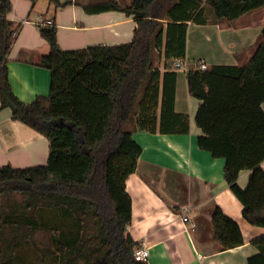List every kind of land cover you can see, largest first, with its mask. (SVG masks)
<instances>
[{"label":"trees","instance_id":"16d2710c","mask_svg":"<svg viewBox=\"0 0 264 264\" xmlns=\"http://www.w3.org/2000/svg\"><path fill=\"white\" fill-rule=\"evenodd\" d=\"M55 7L59 0H49ZM264 7V0H132L122 7L112 0L88 4L85 11H123L137 22L129 43L64 50L57 25L40 27L50 51L41 66L51 72L48 96L31 103L20 100L10 82L9 53L15 39L9 14L12 0H0V100L12 119L45 136L50 153L45 165L0 167V264L19 263V251L30 245L43 258L65 256L59 264H148L134 258L139 247L128 233L132 199L127 179L137 169L141 146L128 130L136 120L139 93L147 102L137 119L142 130L156 132L157 117L150 104L160 93L154 51L166 39L169 62L186 58L189 22L233 20ZM214 18H210V12ZM189 93L202 101L196 122L204 135L198 146L215 158H224L225 179L242 203L244 218L264 228V30L245 65H212L206 70L188 61ZM164 84L167 96L161 108V132H187L188 117L174 112L176 71ZM153 93V94H151ZM148 98H150L148 100ZM180 123L177 127L175 123ZM172 127V128H169ZM181 128V129H180ZM242 170H250L249 185L239 186ZM43 210L78 221L75 238L62 240L66 228L44 227ZM214 240L220 250L244 244L239 224L217 206L211 218ZM253 244L259 253L249 264H264V236Z\"/></svg>","mask_w":264,"mask_h":264},{"label":"crops","instance_id":"0c3cea01","mask_svg":"<svg viewBox=\"0 0 264 264\" xmlns=\"http://www.w3.org/2000/svg\"><path fill=\"white\" fill-rule=\"evenodd\" d=\"M64 6L55 7L49 0H12L9 19L13 22L15 39L9 53L10 82L16 96L25 103L38 96H48L51 72L41 66V59L50 51L42 38L39 17L52 19L57 25L58 43L64 50L91 46H113L133 40L137 22L123 11L111 10L88 13V4L112 0H59ZM129 7L132 0H114ZM206 1V0H203ZM210 12V11H209ZM214 18L213 12L209 14ZM170 20L165 19L163 43L154 51L153 68L159 72L160 93L150 104L158 121L156 132L142 130L137 124L146 93L141 92L135 104L136 120L128 130L142 148L136 171L127 179V191L132 199V220L128 233L150 251L148 264H249L250 257L259 253L253 242L264 236V228L250 224L243 215V205L233 194L225 179L224 158H215L198 146L204 135L196 117L202 101L189 93L187 71L168 69L169 55L166 31ZM264 30V7L233 19H214L205 24L189 22L186 34V58L202 60L212 65H245L252 57ZM170 71H176L174 112L188 117L187 132H161V108L167 96L164 84ZM153 94V93H151ZM150 98H148L149 100ZM264 110V103L262 104ZM175 125L180 127V123ZM172 128V127H169ZM181 129V128H180ZM50 153L48 139L28 125L12 119L10 108H1L0 100V167L28 168L45 165ZM264 170V162L261 164ZM250 170H242L238 183L249 185ZM219 206L240 226L244 244L220 250L214 240L211 223L213 210ZM40 218L44 227L66 228L62 240L78 237V221L59 217V212L43 210ZM184 217L188 220L185 221ZM21 264H59L65 256L43 258L25 244L18 254Z\"/></svg>","mask_w":264,"mask_h":264},{"label":"built area","instance_id":"2783aa9c","mask_svg":"<svg viewBox=\"0 0 264 264\" xmlns=\"http://www.w3.org/2000/svg\"><path fill=\"white\" fill-rule=\"evenodd\" d=\"M36 23L40 27H45V26L53 25L54 21L52 19L39 17ZM171 65H172V68L176 70L183 69V68L186 69L188 66V60L184 58H180V57H175L171 60ZM196 65L201 70L208 69L207 63L203 62L202 60H197ZM184 220L187 221L188 218L184 217ZM133 255H134L135 260L141 261V262H147L150 256V251L146 247H138L134 250Z\"/></svg>","mask_w":264,"mask_h":264},{"label":"rangeland","instance_id":"374dc122","mask_svg":"<svg viewBox=\"0 0 264 264\" xmlns=\"http://www.w3.org/2000/svg\"><path fill=\"white\" fill-rule=\"evenodd\" d=\"M185 68L181 69V71L183 72Z\"/></svg>","mask_w":264,"mask_h":264}]
</instances>
